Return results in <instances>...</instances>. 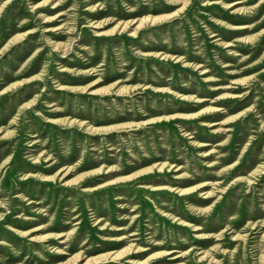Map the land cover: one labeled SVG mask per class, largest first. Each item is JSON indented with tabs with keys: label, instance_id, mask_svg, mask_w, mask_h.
Segmentation results:
<instances>
[{
	"label": "rangeland",
	"instance_id": "1",
	"mask_svg": "<svg viewBox=\"0 0 264 264\" xmlns=\"http://www.w3.org/2000/svg\"><path fill=\"white\" fill-rule=\"evenodd\" d=\"M0 264H264V0H0Z\"/></svg>",
	"mask_w": 264,
	"mask_h": 264
}]
</instances>
